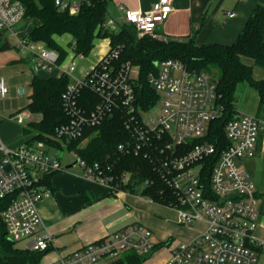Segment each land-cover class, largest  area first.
<instances>
[{
    "label": "built area",
    "instance_id": "1",
    "mask_svg": "<svg viewBox=\"0 0 264 264\" xmlns=\"http://www.w3.org/2000/svg\"><path fill=\"white\" fill-rule=\"evenodd\" d=\"M83 1L87 0H54L59 9L70 12H77ZM171 8L172 0H157L148 10L121 5L118 19L134 25L139 35L154 33L157 23L164 20ZM24 17L21 0H0V28L5 33L15 34L14 27ZM67 42L68 38L61 43L67 54L59 61L58 50L32 41L26 33L15 38L17 51L29 58L34 73L53 72V76L69 78L61 95L68 119L55 129L54 139L61 146L42 139L11 146L0 137V199L11 197L1 212L7 236L16 242L26 241V247L37 252H44L52 245L53 235L43 227L37 204L51 193L46 182L48 176L64 168L59 153L64 146L70 158L77 160L75 164L80 166L84 177L110 189L114 178L111 165L87 164L67 145L121 106L126 114L125 127L132 137L120 143L118 150L149 155L157 177L168 188L169 202L165 205L176 210L179 223H205L191 241L178 243L171 249L168 264H256L255 249L264 250V239L253 233L257 225V199L249 172L237 161L251 154L264 123L255 115L235 112L224 127L229 144L212 161L207 179L204 171L215 153V145L198 139L204 136L210 121L221 113L215 82L207 72L190 71L179 59L160 61L156 70L147 75L159 96L158 114L148 117L146 113L150 109L146 111L136 105L134 84L138 66L129 61L115 62L120 45L112 46L109 42L106 52L79 77L75 74L74 61L80 55H75ZM83 89L96 95L93 106L86 107L80 102ZM8 91L1 77L0 96ZM31 114L28 110L20 111L11 118L28 121ZM127 177V173L123 174L122 182ZM151 183L148 178L143 181V185ZM154 246L151 230L132 223L49 264H98L126 251L147 255Z\"/></svg>",
    "mask_w": 264,
    "mask_h": 264
},
{
    "label": "trees",
    "instance_id": "2",
    "mask_svg": "<svg viewBox=\"0 0 264 264\" xmlns=\"http://www.w3.org/2000/svg\"><path fill=\"white\" fill-rule=\"evenodd\" d=\"M21 1L25 6V16L37 21L26 32V36L32 41L43 42L58 50L59 61L64 60L67 54L66 47L57 38L63 35L68 36V47L75 55L80 56L90 53L97 38L107 37L112 46L120 45L119 56L115 62L129 61L138 66L134 90L139 109L147 111L158 101V93L148 82L147 75L156 70L160 61L168 58L179 59L190 71L207 72L215 82L216 102L221 109L220 115L210 121L204 136L198 139L215 145V153L210 157L204 171L207 179L212 161L229 144L224 127L226 121L236 112L237 84L247 81L264 97V79L253 77L254 66L264 68V4L258 3L254 7L233 42L196 44L194 35L189 38L164 37L156 31L139 35L134 25L118 19V9L113 0L83 1L77 12L59 9L54 0ZM68 81L69 78L64 75L57 77L32 74L31 92L25 108L36 115L23 125L24 133L31 135L26 140H48L51 145L61 146L54 139V135L56 127L68 119L61 96ZM96 101L97 97L91 91L82 90L80 102L83 105L91 107ZM125 119L126 114L122 107L117 106L99 124L86 128L80 138L68 142L67 147L75 149L79 158L87 164L98 162L111 165L110 173L114 178L110 192H115L116 189L138 191L156 202L167 204L168 188L157 177L149 155L142 152L122 153L118 150L120 143L127 142L132 137L125 127ZM85 138L86 141L79 144ZM54 173L48 176L47 183ZM125 173L128 177L122 182V175ZM146 178L152 180L150 185H143ZM10 201V196L0 199V264H39L45 251L37 252L28 247H19L6 234L1 212ZM145 258L146 255L126 251L107 264H141Z\"/></svg>",
    "mask_w": 264,
    "mask_h": 264
},
{
    "label": "crops",
    "instance_id": "3",
    "mask_svg": "<svg viewBox=\"0 0 264 264\" xmlns=\"http://www.w3.org/2000/svg\"><path fill=\"white\" fill-rule=\"evenodd\" d=\"M113 2L116 9L122 5L127 9L148 10L157 0ZM258 3L264 4V0H172L171 10L162 22L157 23L155 31L164 37L189 38L194 35L196 44L231 43L242 31ZM229 13L233 15L229 16ZM36 22L32 19V23L28 22L30 24L27 27L23 26L24 21L20 22L14 27L13 35L5 33L0 28V67L7 64L12 70L22 67L24 61L29 64V58L17 51L15 38L16 35L25 34ZM63 36L68 38L67 35ZM109 42V38H103L96 58L89 62L90 65H79V71L82 72L86 67L96 63L106 52ZM32 74L54 75L53 72L33 71ZM253 77L264 79V68L254 66ZM10 81L11 78L8 81L9 91ZM235 97L236 112L255 115L264 123V97L260 96L254 86L247 81L239 82L235 89ZM1 130L2 140L7 143H18L16 129ZM237 162L249 172L255 189L258 214L253 233L260 238L259 234L264 233V127L258 130L251 154L239 158ZM74 165L67 161L63 169L50 176L48 185L51 193L37 204L43 227L53 235V243L44 252L39 264H49L132 223L147 226L152 232L155 244H158L146 255L141 264H168L170 251L176 244L189 242L202 231L198 227L199 221L191 225L179 223L177 212L172 207L143 196L138 191L119 189L110 192L100 183L84 177L82 169L72 170L71 167ZM22 242V246L19 247H26V241ZM255 254L256 264H264V250L256 248ZM111 260L113 259L105 258L98 264H107Z\"/></svg>",
    "mask_w": 264,
    "mask_h": 264
},
{
    "label": "rangeland",
    "instance_id": "4",
    "mask_svg": "<svg viewBox=\"0 0 264 264\" xmlns=\"http://www.w3.org/2000/svg\"><path fill=\"white\" fill-rule=\"evenodd\" d=\"M22 21H24V25H23L24 27H27L30 24L28 22L32 23V19L27 16H25ZM57 38L58 41H60V43H65L67 39L66 36H62V37L60 36V38L59 37ZM102 42H103V38L95 39L94 47L87 56H84V58L82 59L79 56L76 57L74 62L76 64L75 74L77 76L81 77L83 74V71L82 72L79 71V65L89 64V62L93 61L96 58L97 54L99 53L100 50L99 48L101 46L100 44ZM23 64L24 65L22 67L14 68L12 70L10 66L7 64H3V66L0 67V78L3 77L7 85L9 84L8 83L9 78H11L10 81L11 91H8V93L5 96H0V131H2L1 128L2 129L4 128V130L7 131H14L15 129L16 131H18V135H17L18 143L16 142L7 143L5 141L8 145L11 146L18 145L22 143L24 140L31 137L30 134L29 135L25 134L23 131V125L26 122L25 119L19 122L10 118L13 113L27 110V108H25V105L28 101V94L31 92L30 79L32 76V71L30 69V61L29 64L26 61H24ZM158 109H159L158 104H156L146 113V115L148 117L156 116L158 114ZM35 115L36 114L32 113L30 117H33ZM86 139L87 138H85L79 144L84 143ZM62 148L63 150L59 151V153L61 155V159L63 163L67 164V161H69L71 164H75L77 160L74 158H70L65 146ZM71 169L78 171L81 168L79 165L75 164L74 166L71 167ZM198 227H200V230H202L205 227V223L200 221L198 223ZM259 236L260 239L261 238L264 239V233H260ZM16 243L19 244L17 246H22L23 242L17 241Z\"/></svg>",
    "mask_w": 264,
    "mask_h": 264
}]
</instances>
